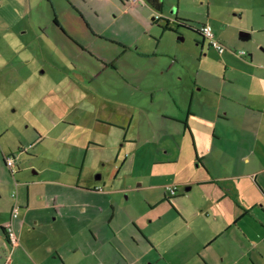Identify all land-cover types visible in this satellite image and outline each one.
Returning <instances> with one entry per match:
<instances>
[{"label": "rangeland", "instance_id": "obj_1", "mask_svg": "<svg viewBox=\"0 0 264 264\" xmlns=\"http://www.w3.org/2000/svg\"><path fill=\"white\" fill-rule=\"evenodd\" d=\"M83 1L69 2L88 10L92 17L87 18L91 22L96 21L93 17L106 13L117 15L116 20H107L100 27L107 30L104 36L110 34L114 38L117 35V40L122 41V48L117 46V51L123 54L124 62L136 65V71L129 75V72L120 70L122 79L117 74V82H108L98 73L92 80L87 79L88 70L96 65L93 63L95 57L91 53H74L69 46L60 44L53 34V19L69 9L68 0H0V135L3 134L0 138L7 155H22L24 164L31 169L30 174H34L37 168L63 159H78V163L82 161L83 164V153L73 145L86 143L89 150L84 157V177L94 180L99 175L107 180L118 153L119 161L129 159L131 153L145 154V148L136 150L141 144L154 142V151L159 149L157 159H160L161 150H166L173 141L176 149L170 151L168 155L172 158L167 161L177 163L161 167L170 175L172 171H178L180 177L175 178L176 182L194 178L198 171L195 169V152L210 149L207 146L216 135L213 134L214 129L219 127L216 115L224 113L228 107L237 108L226 99L243 95L246 85L257 86L264 82V0H163L162 12L167 18L176 13L179 19L190 21L194 28L208 22L217 29L229 50L225 52V48L223 55L207 49L206 43L201 54L200 46L184 29L176 33L177 36H185L180 41L173 33L151 25V17L147 21L152 28L142 25L137 17L144 13L130 9L129 5L118 9L119 5H114L112 0ZM151 30L161 34L162 50L156 56L158 42L149 35ZM241 32L248 33L250 37L241 39ZM143 41H147L148 46H144ZM101 43L95 41L91 45L107 47ZM144 51H149L151 56L139 57ZM240 52L244 53L241 57L237 56ZM222 59L229 67L226 79L230 81H223L221 77L225 69ZM207 68L214 70V81L217 82L208 89L204 87ZM126 76L137 85L131 90L133 93L125 87ZM229 83L234 86H229ZM114 90L117 98L120 97L118 104L99 102L107 95L106 92L114 95ZM193 91L195 99L191 107L197 116L190 117V123L196 131L197 146L195 140L193 146L189 131L183 135L180 133L183 124L179 126L168 120L169 113L175 114L173 100L179 104L181 114H186L187 96ZM105 114H112L110 119L115 120L114 123L119 122L118 126L105 122ZM152 125L158 130L149 134L148 128ZM227 125L230 126L229 123ZM124 139L135 140L137 144H125ZM62 150L66 151L62 153ZM21 162L17 158L12 166L18 179L17 167ZM235 162L232 161L236 166ZM234 169L240 171L236 167ZM128 170L123 167L104 190L114 192L129 186L134 180L129 182ZM203 171L201 176H204ZM7 172L13 182L17 181L15 173H11L13 177L11 170ZM43 175H40V180L46 179ZM0 188V214H3L6 212V199L15 190L17 193V188L7 190L1 182ZM125 196L127 200L122 199ZM124 197L116 193L115 203L120 199L124 205L134 202L131 193L125 192ZM117 220L125 223V214H118ZM0 243H3L1 234ZM104 249L109 253V263L106 259V264H117V239L107 243Z\"/></svg>", "mask_w": 264, "mask_h": 264}, {"label": "crops", "instance_id": "obj_2", "mask_svg": "<svg viewBox=\"0 0 264 264\" xmlns=\"http://www.w3.org/2000/svg\"><path fill=\"white\" fill-rule=\"evenodd\" d=\"M112 2L119 5L118 9L125 8L122 1ZM68 7L56 15L58 26H53V34L60 44L69 46L74 53L85 54L90 51L93 57L96 56L93 63L97 64L88 70L87 79L92 80L98 73L108 82H117V74L122 79L120 70L133 75L136 65L124 62L123 54L117 51V35L114 38L110 34L104 36L107 30L100 27L107 20H116L117 15L106 13L93 17L96 21L91 22L87 18L92 17L88 10L70 2ZM129 8L143 12L145 15L141 14L138 20L142 25L152 28L147 20L157 11L145 0H139ZM202 25L210 26L215 38L227 47L217 29L208 22L197 28ZM167 32L176 35L173 31ZM185 33L195 39V32L187 30ZM149 35L158 42L155 46L156 56L162 50L161 34L151 30ZM176 37L180 41L185 38L184 35L181 39ZM95 41L105 43L107 47L91 45ZM143 44L148 46L147 41H143ZM94 48L98 52L96 55ZM124 49L128 50L127 47ZM117 54L120 56L118 62ZM150 56L149 51L139 55L143 58ZM222 64L225 69L221 77L223 81H230L226 79L229 67L224 59ZM205 71L204 87H214L217 84L214 70L207 68ZM125 78V87L134 90L137 87L135 81L127 76ZM228 85L234 86L231 83ZM106 93L99 100L101 104L120 102L116 90L114 95ZM187 98L186 114H181L179 104L173 100L175 114L169 113L168 120L179 126L185 123L180 133L183 135L186 130L189 131L193 146L194 140L197 146L196 131L190 123V117L197 116L191 107L195 99L194 91ZM226 100L230 105L236 104L237 108L228 107L224 113L216 115L219 127L214 129L213 134L216 135H213L207 146L210 149L195 152V169H200V172L197 171L194 178L180 182L175 181L176 177H180L178 171H172L170 175L169 171L161 167L177 163L167 161L172 158L168 155L170 151L176 149L173 141L166 150H161L160 159H157L159 149L154 151V142L141 144L136 150L145 148V154L131 153L129 159L119 161L118 153L107 180L99 175L94 180L86 175L84 177V157L89 150L86 143L73 145L83 153V164L82 161L78 163V159H63L37 168L34 174H30L31 169L24 164L22 155L18 154L14 157L22 161L17 167L19 179L15 171L17 181L13 182L7 172H10L5 164L7 152L0 138V182L5 184L7 190L17 188V193L16 190L14 192L21 206L19 217L13 224L18 237L14 248L8 244L4 234L14 204L11 195L6 199V212L0 214L3 241L0 243V264H106V259L109 263V253L104 247L114 239H117V264H264V82L257 86L246 85L243 95L236 98L231 96ZM105 115V122L111 126L118 125L119 122L114 123L115 120L110 119L112 114ZM148 129L149 134L158 130L154 125ZM123 142L137 144L135 140L124 139ZM224 144L227 146L223 147ZM79 165L81 169H77ZM123 167L128 170L126 175L130 177L129 182L132 179L134 181L121 190H104L109 182L117 178ZM235 167L240 171H235ZM144 171L149 173L145 174ZM201 171L204 176H201ZM47 172L52 174L43 175ZM40 175L46 179L40 180ZM169 187H176L174 194L168 191ZM125 192L132 194L134 202L124 205L120 199L115 203L114 195L117 193L124 197ZM122 199L127 200L128 197ZM120 213L125 214V223L117 220Z\"/></svg>", "mask_w": 264, "mask_h": 264}, {"label": "built area", "instance_id": "obj_3", "mask_svg": "<svg viewBox=\"0 0 264 264\" xmlns=\"http://www.w3.org/2000/svg\"><path fill=\"white\" fill-rule=\"evenodd\" d=\"M131 3H135L138 2L139 0H127ZM199 33L200 35L205 38L207 40V42L209 43V45L218 53H223L225 51V47L223 44H221L214 36L213 30L210 26L208 25H202L199 28ZM238 56H242L244 55L243 52H240L237 54ZM15 158L10 156V155H6L5 156V164L10 168L11 173H15V170H13L12 166L14 164ZM168 191L171 192V194H174L176 191L175 187H169ZM11 199L13 201V205H12V209H11V213H10V217H9V222L6 224V226L4 227V234L8 239V244L10 246H13L12 248L17 246L18 243V237L17 234L15 232L14 229V221L16 219H18L19 214H20V204L17 203L16 201V193L13 192L11 194ZM7 264V263H5Z\"/></svg>", "mask_w": 264, "mask_h": 264}, {"label": "flooded vegetation", "instance_id": "obj_4", "mask_svg": "<svg viewBox=\"0 0 264 264\" xmlns=\"http://www.w3.org/2000/svg\"><path fill=\"white\" fill-rule=\"evenodd\" d=\"M136 3L137 2L131 3L129 1H127V0L122 1V4L124 6L125 5L133 6ZM150 20L152 21L151 25H157L163 31H170V30H166V29H171L175 33H178V32L180 33L183 30V28L180 27V25H179L180 24V21H179L180 19L177 17V15L176 16H173L172 18H167L166 16L163 15V13L161 11H157L154 15L151 16ZM53 24H55L54 26H58L55 18L53 19ZM196 30H197L196 31L197 33L195 32L196 34H195V41L194 42H195V44H198L200 46L201 54L203 52V48L205 46V43H206L207 49H209V48L210 49H213L209 45V43L207 42V40L200 35L199 29L197 28ZM184 31H187V29H184ZM178 37H179V39H181V38H183V35H180ZM120 42H121L120 40H117V46L122 48V46L120 45ZM88 53H91V52L89 51ZM96 54H98L97 51L95 52V55ZM120 54L121 53H119V55ZM218 54H220V53H218ZM91 55H93V54L91 53ZM119 55L117 54V62L119 61V57H120ZM95 58H96V56H95ZM124 158H126V157H124Z\"/></svg>", "mask_w": 264, "mask_h": 264}, {"label": "trees", "instance_id": "obj_5", "mask_svg": "<svg viewBox=\"0 0 264 264\" xmlns=\"http://www.w3.org/2000/svg\"><path fill=\"white\" fill-rule=\"evenodd\" d=\"M122 1H125V0H122ZM146 3L154 10L156 11H161L162 10V6H163V0H145ZM180 27H182L183 29H187V30H190V31H193V32H196L197 30L194 29L191 25H190V21H187V20H184V19H180ZM166 30H170L172 31L171 29H166ZM197 33V32H196ZM185 124V123H183ZM185 127L187 128V126L185 125ZM185 128V129H186ZM6 237V236H5ZM6 240L8 242V239L6 237Z\"/></svg>", "mask_w": 264, "mask_h": 264}, {"label": "water", "instance_id": "obj_6", "mask_svg": "<svg viewBox=\"0 0 264 264\" xmlns=\"http://www.w3.org/2000/svg\"><path fill=\"white\" fill-rule=\"evenodd\" d=\"M249 37H250L249 34H245V33H242V32L240 34V38L243 39V40L248 39ZM97 179H99V178H97Z\"/></svg>", "mask_w": 264, "mask_h": 264}]
</instances>
